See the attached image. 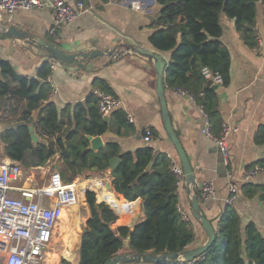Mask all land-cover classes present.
I'll use <instances>...</instances> for the list:
<instances>
[{
	"label": "trees",
	"instance_id": "obj_1",
	"mask_svg": "<svg viewBox=\"0 0 264 264\" xmlns=\"http://www.w3.org/2000/svg\"><path fill=\"white\" fill-rule=\"evenodd\" d=\"M155 1L159 6L154 20L157 30L148 41L160 52H171L164 86L191 95L194 103L203 108L211 133L218 136L222 122L216 111L217 94L213 90L214 84L202 75L201 70L207 68L212 74L220 75L221 86L228 85L230 56L220 41V18L223 15L234 21L235 31L244 45L255 48V21L258 5L264 7V0ZM5 35L0 34V37ZM48 41L52 42L51 39ZM51 70L50 62H42L34 77L22 76L8 61L0 58V106L4 99L22 104L19 123L0 132L3 157L29 170L43 167L51 158L59 156V172L69 180L84 171H105L109 160L118 158L119 164L110 174L114 193L117 199L127 202L139 199L144 210L143 221L132 228H113L117 221L113 211L119 216L118 223L132 224L127 205L118 200L123 204L120 205L110 190L102 189L100 184L93 185L92 189L101 202H96L92 192L85 196L89 219L77 245V264H104L122 252L126 255L163 254L193 248L197 237L191 222L182 220L178 211V186L166 155H155L148 146L120 153L116 143H107L98 151L91 150L88 136L97 137L108 131L122 135L121 128L132 130L121 110L112 112L110 120L105 121L98 112L97 98L93 93L73 106L67 120L71 127L64 131L65 111H58L49 100ZM92 85L97 91L115 97L106 81L95 79ZM33 112L37 113L35 121L31 118ZM30 125L34 126L37 137L49 141L32 143L28 131ZM149 131L152 138H157L153 129ZM254 143L264 145V126L258 128ZM253 166L264 168V160L250 168ZM239 189L245 198L258 197L264 202V186L244 183ZM197 196L199 198V192ZM74 206H71L72 211L76 210ZM125 240H128L127 247ZM60 264L71 263L61 259ZM155 264H264V236L253 222L242 225L234 206L225 205L215 226L214 241L205 252L190 261Z\"/></svg>",
	"mask_w": 264,
	"mask_h": 264
},
{
	"label": "crops",
	"instance_id": "obj_2",
	"mask_svg": "<svg viewBox=\"0 0 264 264\" xmlns=\"http://www.w3.org/2000/svg\"><path fill=\"white\" fill-rule=\"evenodd\" d=\"M66 1L75 4L77 0ZM83 2L89 10L80 14L74 21L58 26L53 35L49 34V30L54 26V17L48 9L18 11L12 16L0 12V26L4 29L13 27L19 32H25L33 40L43 39L49 42L48 39H51V43L68 54L114 48L121 50L122 54L118 58L111 59L105 56L92 61L81 60L85 65L82 70L64 64L50 63L52 70L48 82L52 87V93L49 100L55 104L58 111H65L64 131L71 127L67 120L73 106L82 103L88 95L94 93L96 89L92 83L95 79H101L107 82L115 97L121 101V111L133 120L131 123L127 121L132 130L121 128L122 135L108 131L99 136L102 142L101 149L107 143H116L120 153L133 152L148 146L153 149L155 155H168L179 163L175 148L163 127L153 66L148 64L145 58L123 50L124 46L136 45L154 51L164 56L166 67L168 66L171 52H160L148 41L150 35L157 30L154 20L158 15L159 6L155 0L116 2L83 0ZM132 2L138 3L140 9H133ZM220 23L222 27L220 41L230 56L229 83L226 87L219 86L217 90L214 88L213 90L217 94L216 111L222 125L230 130L227 137L229 153L227 167L224 166L213 142L202 133L203 116L199 106L178 94L175 89H167L164 86L170 123L191 164L196 188L200 192L204 185L211 184L213 187V197L208 201L198 198V202L202 215L214 228L225 206L224 200L228 196L226 172H230L234 181L240 182L246 170L256 162L264 160V145L254 143L258 128L264 126V48H260L258 44L255 48L246 47L235 31L234 21L222 15ZM254 31L257 41L264 39L262 5H258ZM3 33L0 29V34ZM0 58L8 61L18 74L27 77H34L42 62H50L46 58V53L34 44L8 35L0 37ZM14 105H18V110L22 106L11 99L3 100L0 106V132L11 127L4 124L8 116L3 111H10ZM36 116L37 113L33 112L31 115L33 121ZM19 117L20 115L18 119ZM106 118L105 121H109L110 115ZM17 123L19 122L15 121L12 126ZM149 129L154 130L157 138L146 142L144 131ZM102 174L103 177L87 183L88 186L92 188L93 185L99 184L100 180L110 182V192L113 198L115 196L117 199L111 186L108 169ZM250 183L264 186V174L257 176ZM188 190L186 184L178 186L179 208L191 222L197 237L194 244L196 247L205 243L206 237L199 222L192 217ZM117 200L127 205L132 224L118 223V219L113 228L117 226L132 228L143 221L144 210L139 199L134 202ZM234 208L242 225L251 221L264 236V202L258 197L245 198L239 189Z\"/></svg>",
	"mask_w": 264,
	"mask_h": 264
},
{
	"label": "built area",
	"instance_id": "obj_3",
	"mask_svg": "<svg viewBox=\"0 0 264 264\" xmlns=\"http://www.w3.org/2000/svg\"><path fill=\"white\" fill-rule=\"evenodd\" d=\"M116 2L117 0H109ZM131 7L139 10L136 2ZM48 9L54 17V26L49 30L53 35L56 28L62 24L74 21L80 14L89 10L83 0H77L72 4L66 0H0V12L12 16L18 11ZM260 48H264V39L258 40ZM202 75L211 80L214 85L221 86L222 79L218 74H212L207 68L201 70ZM175 91L194 102L187 92L175 89ZM97 98V109L101 117L106 118L112 112L121 110V101L109 94L94 91ZM202 96V93H200ZM203 116L202 133L215 145L225 167L229 164L227 137L229 129L222 125V131L214 136L210 131V123L202 107L199 106ZM129 123L133 120L126 116ZM149 130L145 131L144 141H151ZM170 164V170L176 177L177 186L185 184V178L181 166L170 156H166ZM22 166L15 161L4 158L0 161V264H44L48 246L56 224L61 218L64 209L76 205L78 200L84 197V191L90 190L87 183L78 178L73 180L62 177L59 171L54 170L47 184L41 189H33L25 186L22 181ZM264 174V168L253 166L245 171L240 182L232 179L229 171L226 172L228 179V196L224 200L225 205L234 206L237 201L240 184L250 183L257 176ZM102 189L105 182L99 181ZM108 190V189H107ZM214 195L211 184L204 185L199 192V199L208 201ZM113 211V210H112ZM182 220L188 221V216L179 208ZM113 213L117 215L114 211Z\"/></svg>",
	"mask_w": 264,
	"mask_h": 264
},
{
	"label": "water",
	"instance_id": "obj_4",
	"mask_svg": "<svg viewBox=\"0 0 264 264\" xmlns=\"http://www.w3.org/2000/svg\"><path fill=\"white\" fill-rule=\"evenodd\" d=\"M0 29L8 36L15 37L17 39H23L27 40L28 42L34 44L37 48L42 50L46 53V58L50 61L52 64H64L66 66H73L76 67L78 70H82L85 68V65L81 63V60H87L92 61L96 58H118L122 52L121 50H118L117 48L114 49H104V50H92L90 52H77V53H65L60 48L56 47L51 42H46L43 39H31L29 35L25 32H19L13 27H9L7 29H4L2 26H0ZM121 48V47H120ZM124 51H130L134 54L143 57L146 59L147 63L153 66V69L155 71L156 76V95L159 99L160 103V109H161V116L163 121V127L164 130L172 143V145L175 148L179 164L181 166V169L184 174L185 178V184L188 187V192L190 194V206L192 211V217L195 221L199 222L202 231L206 237L205 243H203L200 246H196L190 249L183 250L180 253H163V254H153V253H146V254H131V255H116L112 257L111 259L107 260L104 264H128V263H138V264H155L158 262H166V261H190L194 258L201 255L203 252H205L208 247L212 244L215 238V228L212 226L210 221H208L201 213L200 206L198 202V190L196 188V181L194 177V173L191 167V164L187 158V155L185 151L183 150L179 139L175 135L169 115L168 110L166 107V101L164 98V74L166 71V62L164 61V56L156 54L154 51L146 50L143 48H140L136 45H128L123 47ZM219 86L214 85V90H217ZM104 120H107V118H104ZM28 131L30 133V138L32 143L38 142V137L34 133V128L32 125L28 127ZM87 140L90 144V148L93 151H98L102 148V142L99 136L97 137H87ZM119 164L118 158H112L108 162V172L111 174L114 169ZM55 170L59 171V166H55ZM67 182V179L65 180ZM105 187L110 190V182L105 183ZM93 192L90 190L84 191V197L83 200H85V196L87 193ZM112 210V209H111ZM128 240H125L126 247L128 246Z\"/></svg>",
	"mask_w": 264,
	"mask_h": 264
},
{
	"label": "rangeland",
	"instance_id": "obj_5",
	"mask_svg": "<svg viewBox=\"0 0 264 264\" xmlns=\"http://www.w3.org/2000/svg\"><path fill=\"white\" fill-rule=\"evenodd\" d=\"M18 108H19L18 105H14V106H11L10 111L8 112L3 111V113H5L6 116H8L4 124H8L12 126V124H14L15 121L16 122L18 121V115L21 114V108L20 110H18ZM38 139H39L38 142H43V143H47L49 141L46 138L38 137ZM3 159L4 157L2 153V145L0 143V161ZM60 164H61V161H60L59 156H55L51 158L48 161V163L43 167H38L34 169H29V170L22 167L23 184L33 189L43 188L48 182L49 175L55 170V166H59ZM104 172H106V170L100 173L99 171L93 169L89 171H84L81 175H79L76 178H78L80 182H82L83 184V183H87L88 181L98 180V177H103L102 173ZM88 187L91 188L90 186ZM95 199H96V202H101L97 199L96 194H95ZM116 201L118 200L116 199ZM74 207H75L74 209H76L75 211H72L71 206L64 209L65 212L67 213V216L63 220L60 219L58 223L56 224L53 235H52V240L47 249V255L45 257L44 264H60L61 259H65L69 261L71 264H77V260H78L77 251H78V246L80 242V236H81L82 231L86 227L87 220L89 219V209H88L86 202H84L83 198L81 200H78V202L76 203ZM118 219H119V216H117V220ZM69 232L72 234H76L70 246L69 244L66 245L65 243L67 242L64 241L65 235ZM74 243H75L74 246L76 248V251L72 250ZM49 255H53V256L56 255V257H54L51 261L49 258ZM119 255H126V254L122 252ZM55 260L57 261L54 262Z\"/></svg>",
	"mask_w": 264,
	"mask_h": 264
},
{
	"label": "bare ground",
	"instance_id": "obj_6",
	"mask_svg": "<svg viewBox=\"0 0 264 264\" xmlns=\"http://www.w3.org/2000/svg\"><path fill=\"white\" fill-rule=\"evenodd\" d=\"M88 185V184H87ZM81 186V188L82 189H84V185L83 184H81L80 185ZM67 216V213L65 212V210H63V212H62V215H61V218L60 219H64L65 217ZM72 231V230H71ZM74 232V231H73ZM75 235L76 234H72V233H67L66 235H65V237H64V241L65 242H67V243H65L66 245L67 244H69V246L71 245V242H72V240H73V238L75 237ZM60 253V252H59ZM65 253V252H64ZM61 254V253H60ZM57 256H59V255H57ZM54 257H56V255H49V258H50V260L52 261V259L54 258ZM49 260V259H48ZM47 261V260H46ZM57 260H55L54 262H56ZM49 263V262H48Z\"/></svg>",
	"mask_w": 264,
	"mask_h": 264
}]
</instances>
